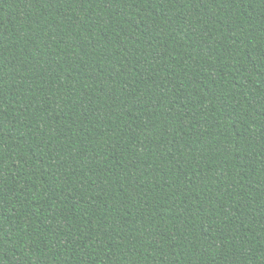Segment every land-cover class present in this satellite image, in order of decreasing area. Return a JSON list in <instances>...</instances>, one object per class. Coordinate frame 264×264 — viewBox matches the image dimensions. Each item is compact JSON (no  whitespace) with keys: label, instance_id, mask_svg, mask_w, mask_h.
<instances>
[{"label":"trees","instance_id":"16d2710c","mask_svg":"<svg viewBox=\"0 0 264 264\" xmlns=\"http://www.w3.org/2000/svg\"><path fill=\"white\" fill-rule=\"evenodd\" d=\"M0 264H264V0H0Z\"/></svg>","mask_w":264,"mask_h":264}]
</instances>
